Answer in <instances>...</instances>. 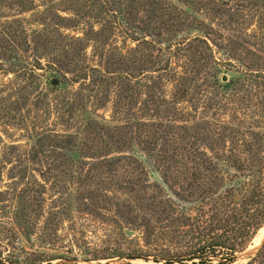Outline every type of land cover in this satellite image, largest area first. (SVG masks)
<instances>
[{
  "label": "rangeland",
  "instance_id": "obj_1",
  "mask_svg": "<svg viewBox=\"0 0 264 264\" xmlns=\"http://www.w3.org/2000/svg\"><path fill=\"white\" fill-rule=\"evenodd\" d=\"M262 157L264 0H0L2 264H165Z\"/></svg>",
  "mask_w": 264,
  "mask_h": 264
},
{
  "label": "trees",
  "instance_id": "obj_2",
  "mask_svg": "<svg viewBox=\"0 0 264 264\" xmlns=\"http://www.w3.org/2000/svg\"><path fill=\"white\" fill-rule=\"evenodd\" d=\"M200 40L206 43L205 40ZM230 167L247 179L244 183V194L239 198L240 209L233 210L224 218L220 215L218 217L217 214L212 215L210 220L197 218L190 232H183V238L175 242L173 248L153 254L154 262L214 264L212 257H218L219 262L216 264H229L234 261L236 252L243 251L252 242L258 230L264 225V157L250 165L239 161L232 162ZM205 169L213 172L215 167L210 165ZM204 191L210 193L208 190ZM220 229L223 231L217 234L216 231ZM113 256L128 259L143 258L139 254L128 255L122 252H115L109 257ZM250 261L254 262L255 259L252 258ZM250 261L246 264H251Z\"/></svg>",
  "mask_w": 264,
  "mask_h": 264
},
{
  "label": "bare ground",
  "instance_id": "obj_3",
  "mask_svg": "<svg viewBox=\"0 0 264 264\" xmlns=\"http://www.w3.org/2000/svg\"><path fill=\"white\" fill-rule=\"evenodd\" d=\"M263 241H264V225L258 230L251 244L246 248L244 252L241 253V255L253 254L260 247Z\"/></svg>",
  "mask_w": 264,
  "mask_h": 264
}]
</instances>
